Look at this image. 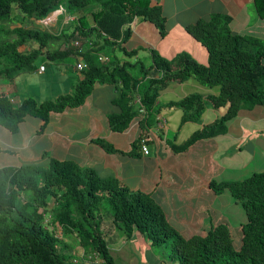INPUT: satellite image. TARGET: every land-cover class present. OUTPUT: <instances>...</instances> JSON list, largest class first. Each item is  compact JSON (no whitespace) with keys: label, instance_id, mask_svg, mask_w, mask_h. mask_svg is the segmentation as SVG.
<instances>
[{"label":"trees","instance_id":"1","mask_svg":"<svg viewBox=\"0 0 264 264\" xmlns=\"http://www.w3.org/2000/svg\"><path fill=\"white\" fill-rule=\"evenodd\" d=\"M258 14L264 17V0H254ZM16 5L22 15L12 16ZM64 6L74 16L54 33L37 24ZM135 19L153 22L166 35V16L153 0H0V60L11 56L18 70L34 61L51 41L63 38L68 43L81 39L85 69L73 93L38 102L24 99L16 104L0 92V126L11 132L28 115L38 116L47 124L52 112H63L82 105L95 84H113L119 112L110 115L113 130L124 131L141 107L149 121L156 108L160 90L172 82L190 78L208 87H219L217 95H208L216 107L228 106L215 122L193 133L177 151L188 149L196 141L224 134L228 120L242 108L264 105V39L233 32L232 17L213 13L187 26L188 33L206 47L209 59L202 63L188 52L166 58L150 50L152 62L146 65L136 58L139 49L129 51L119 41L126 40L123 28ZM21 23L14 28L5 23ZM30 22L32 26L24 25ZM129 33V31H128ZM127 33V34H128ZM14 35L13 39L9 36ZM33 41L39 48L24 53L19 48ZM118 48L125 59L114 53L108 62L100 52ZM69 46L50 51L51 58L69 55ZM135 59L136 61H132ZM7 72L0 71V74ZM139 101L132 102L135 97ZM164 107L183 108L182 122L196 120L205 108V98L192 94ZM160 109V108H159ZM44 128V127H43ZM107 151L117 150L107 139L95 140ZM137 149L130 152L134 154ZM216 194L229 191L244 209L247 220L242 226V243L235 247L228 224L219 223L207 235L184 237L167 219L165 211L151 193L122 186L114 177L103 178L94 169L72 159L51 158L47 166L26 164L18 168H0V264H85L72 252V240L83 249L85 257L100 259L99 264H115L109 242L102 230L109 216L128 240L139 230L154 245L168 242L169 256L176 264H264V171L240 180L211 181ZM50 197L54 198L50 206ZM49 217V219H48ZM61 232L62 236L59 234Z\"/></svg>","mask_w":264,"mask_h":264},{"label":"crops","instance_id":"2","mask_svg":"<svg viewBox=\"0 0 264 264\" xmlns=\"http://www.w3.org/2000/svg\"><path fill=\"white\" fill-rule=\"evenodd\" d=\"M153 2L162 6L166 16V35H162L153 22L136 19L123 28L128 38L119 41L121 47L129 51L139 49L136 58L144 56L149 63L150 50L153 49L166 58L188 52L198 61L207 63L209 54L206 47L188 33L187 26L213 13L230 15L233 32L264 39V17L258 14L254 0ZM54 14L52 21H55L54 26L58 29L68 20H74V16L68 15L65 9H59ZM41 22L37 21L43 25L42 28L54 32L51 24ZM11 28L14 26L11 25ZM59 46L53 51H64L65 47L62 44ZM38 48L37 43L29 41L19 50L30 53ZM48 50L51 51L46 47L42 52L57 64L61 72L60 81L71 83L69 88L63 89L62 83L55 81L57 85L52 89H48V86L19 89L18 76L31 72L32 64L15 71L5 70L14 66L13 59H8L7 64L0 68V71H7L0 74V92L7 94L16 104L29 97L42 102L73 93L83 77L76 67L83 59L82 54L73 49L71 54H59L53 59ZM120 57L125 59L122 53ZM4 58L6 56L0 63ZM70 58H74L76 63L68 62ZM39 71L45 75L47 67ZM72 72L75 75H70ZM219 91L218 86H204L194 78L172 82L160 90L149 121L144 120L141 124V115L126 130L117 131L111 128L109 118L120 111L114 102L117 88L113 84L96 83L82 105L63 112H52L45 126L43 119L33 115L26 116L16 132L0 126V168H18L26 164L47 166L51 158L72 159L83 167L94 169L103 178L114 177L122 186L151 193L162 206L168 221L184 237L205 236L219 223L228 224L232 234L225 211H235L239 216L237 221L242 233V226L247 220L245 211L229 191L216 194L211 188V181L240 180L254 172L264 171V105L242 108L228 120L224 134L200 139L186 150L174 149V146L181 145L197 130L215 122L226 112L228 106L216 107L206 99L208 95L219 94ZM197 93L205 98V108L196 120L183 123L185 109L164 107L172 101ZM138 101L136 96L132 102L136 105ZM142 137L148 140L149 154L141 149ZM98 138L107 139L117 150H105L95 141ZM135 145L137 149L132 154L130 151ZM222 197H226V204H220Z\"/></svg>","mask_w":264,"mask_h":264},{"label":"rangeland","instance_id":"3","mask_svg":"<svg viewBox=\"0 0 264 264\" xmlns=\"http://www.w3.org/2000/svg\"><path fill=\"white\" fill-rule=\"evenodd\" d=\"M60 10L63 11L64 6H61ZM12 16L15 19H17V21L22 19L21 13L19 12L16 5L13 6ZM48 17L41 20L43 21L41 23L51 24L54 33L59 32V29L54 26L55 21H52V19H55V14L49 21H46ZM17 21L15 20L14 22L11 23H5V26L6 27H11V25H13L14 27L20 26L21 23ZM24 25L32 26L33 24H31L30 22H25ZM41 26L43 27V25ZM14 37H15L14 35L9 36V39L11 40ZM51 44L52 45H50L49 48L51 49V51H53V49L60 47L59 44H62V47L64 46L65 48H67L68 41H65L63 38H61L59 41L57 40L51 41ZM114 53L121 55L120 51L115 49L113 51L111 50L102 51L100 52V56L109 57L111 60L112 55ZM10 57L11 56L8 55L6 56V58H4L3 63H0V68L7 64L6 61H8ZM141 59L145 61L146 65H149L152 62V58L150 63L149 60L146 59V57L144 56H142ZM108 61L109 60L103 62H108ZM132 61H136V60L132 59ZM68 62L73 64L76 63L74 58L68 59ZM30 64H32L33 67L31 69L32 71L24 72L20 76H18L19 78L17 79L18 81L17 86L19 87V89H38V88L40 89L42 87L45 88L47 86L48 89H52L54 85H57L55 84L56 82L59 83L61 79L60 78L61 72L58 70L57 64H54L47 57L45 53L40 52L38 56L34 59V61L31 62ZM41 65H45V67H47V72L45 73V75L40 74L42 73L39 71ZM73 74L75 75V72L70 73V75ZM60 83H62L63 89L69 88L68 86L71 84L62 81H60ZM52 98L54 97H51L50 99ZM1 161L2 159L0 158V164ZM226 203H227L226 197H222L220 199V204H226ZM53 204H54V198L50 197V206H53ZM225 213L227 214V220L230 221V226L232 228V237L234 240L235 247L239 248L242 239V233L241 230L239 229L240 223L237 221L239 219V216L235 213V211H225ZM102 230L105 238L109 242V248L111 249L112 256L115 259V264H175L176 263L175 261L171 260L169 256L170 246L168 242H164L161 245H154L152 243V240L149 237H147L145 234L140 232L139 230H136L133 235V238L128 240L126 236L116 228L111 216H109L107 220L104 222L102 226ZM59 234L62 236L61 232ZM72 245H73L72 252L76 255L78 260H83L85 264L100 263L99 258H95V257L92 258L90 256L87 259H84L83 258L85 257L84 251L76 241L72 240Z\"/></svg>","mask_w":264,"mask_h":264},{"label":"built area","instance_id":"4","mask_svg":"<svg viewBox=\"0 0 264 264\" xmlns=\"http://www.w3.org/2000/svg\"><path fill=\"white\" fill-rule=\"evenodd\" d=\"M69 47L72 48V49H79V50H83L84 49V45H83L81 39H75V40H73L70 43ZM100 60L107 61V60H110V58L109 57L100 56ZM76 67H77V70L79 72H82L85 69V64H84L83 61H80V62L77 63ZM45 68H46L45 65H41L40 66V70L41 71H44ZM140 110H141L140 112H141V115L142 116H144L147 113L146 108L144 106H142ZM147 141L148 140L145 137H142L140 139L141 149H142L143 153H145V154H149L150 153V148L148 146Z\"/></svg>","mask_w":264,"mask_h":264},{"label":"bare ground","instance_id":"5","mask_svg":"<svg viewBox=\"0 0 264 264\" xmlns=\"http://www.w3.org/2000/svg\"><path fill=\"white\" fill-rule=\"evenodd\" d=\"M54 16V13L53 14H51L47 19H48V21L52 18Z\"/></svg>","mask_w":264,"mask_h":264},{"label":"water","instance_id":"6","mask_svg":"<svg viewBox=\"0 0 264 264\" xmlns=\"http://www.w3.org/2000/svg\"><path fill=\"white\" fill-rule=\"evenodd\" d=\"M54 13V12H53Z\"/></svg>","mask_w":264,"mask_h":264}]
</instances>
